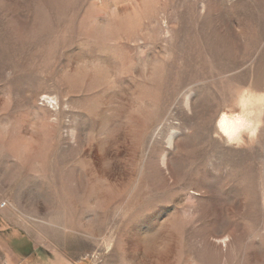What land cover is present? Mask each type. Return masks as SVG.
<instances>
[{
	"label": "rangeland",
	"instance_id": "374dc122",
	"mask_svg": "<svg viewBox=\"0 0 264 264\" xmlns=\"http://www.w3.org/2000/svg\"><path fill=\"white\" fill-rule=\"evenodd\" d=\"M0 264H264V0H0Z\"/></svg>",
	"mask_w": 264,
	"mask_h": 264
},
{
	"label": "bare ground",
	"instance_id": "6f19581e",
	"mask_svg": "<svg viewBox=\"0 0 264 264\" xmlns=\"http://www.w3.org/2000/svg\"><path fill=\"white\" fill-rule=\"evenodd\" d=\"M247 122L240 116L234 117V116H228L224 115L222 119L219 121L218 126L220 127V130L231 139H236L239 132L246 126ZM224 135V136H225Z\"/></svg>",
	"mask_w": 264,
	"mask_h": 264
}]
</instances>
